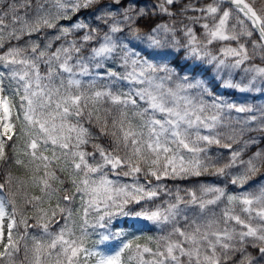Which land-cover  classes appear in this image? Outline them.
Here are the masks:
<instances>
[{
  "label": "snow or ice",
  "instance_id": "1",
  "mask_svg": "<svg viewBox=\"0 0 264 264\" xmlns=\"http://www.w3.org/2000/svg\"><path fill=\"white\" fill-rule=\"evenodd\" d=\"M177 2L0 0V264H264V186L237 195L204 183L174 190L160 183L216 176L242 188L264 176V148L243 158L264 143V105L216 95L194 74L207 64L222 87L264 94V67H242L264 60V0ZM88 9L91 22L60 24ZM157 13L185 16V39L175 22L143 32L138 21ZM215 42H224L219 54L209 48ZM236 70L247 83L233 79ZM253 132L259 140L244 139ZM102 138L109 147L92 143ZM13 165L28 178L8 171ZM58 173H67L71 187ZM29 183L40 195L25 190L18 206L11 189ZM53 197L55 206L43 208ZM143 222L161 234L144 244L122 239Z\"/></svg>",
  "mask_w": 264,
  "mask_h": 264
},
{
  "label": "trees",
  "instance_id": "2",
  "mask_svg": "<svg viewBox=\"0 0 264 264\" xmlns=\"http://www.w3.org/2000/svg\"><path fill=\"white\" fill-rule=\"evenodd\" d=\"M125 2H127V0H125ZM156 2V0H138V3L140 4V6H144L147 5L149 8H151V5L154 4ZM185 2H191L193 5L197 6V7H204L205 5L212 3L213 0H178L176 8H179L183 3ZM174 11L176 9H173ZM91 9L88 10H82L80 13L72 15V19L70 20H61L60 24L65 25V26H70L72 23H74L77 19H82V18H87L89 20V22L92 21V17L90 16L91 13ZM21 12H23V10H21ZM187 16H199L201 15V13L198 12H188L186 14ZM175 22V25L178 29V33H177V38L181 39L182 41L185 39V37L183 36V32L179 31L180 29H182L183 24L184 23H190V21H188L185 16H181V15H177L176 17H169L167 15H163V14H159L157 13L156 15H152L149 17H146L144 19H141L138 21V26L141 28V30L143 32H147L149 31L152 27H155L157 24H171ZM205 21H201V24L204 23ZM196 34L197 37L199 39H203L204 36V29L200 26V24H194L191 25ZM50 35L55 34V30H46ZM35 38V37H33ZM73 37H69V39H72ZM252 39H256V36L254 35L252 37ZM12 43H16L15 41H13ZM59 43V42H57ZM136 43L139 47H144L143 44H141L139 41L134 42ZM224 42H215L213 45H210L209 48L212 50L213 54H219V49L220 47L223 46ZM232 46H235V42H231ZM56 45H54L55 47ZM249 49L251 50V44H248ZM4 49H0V51H3ZM183 53L180 54V56H177L176 59L173 61V63L177 66L178 70L179 68H182L185 66V62L182 59ZM251 61V60H250ZM249 61V62H250ZM252 62H256V63H264L261 60H259V58H254L252 60ZM189 64H191L192 62L189 61ZM248 63H246L245 65H247ZM43 67V66H42ZM207 69V70H205ZM194 74H198V78L204 79L206 81L210 82V87L213 89V91L215 92L216 95L222 96L226 99L229 100H234L240 103H247L250 105H253L255 107H259L264 105V94H261L260 92H251V93H240L235 89H227L221 86V81L215 80L213 79L214 73L213 70L211 68V66H208L207 64H202L200 68L197 69V73ZM87 79V78H85ZM233 79L237 82H242V83H247V78H245L244 73L242 70H236L233 73ZM16 105H17V112H19V104H20V100L19 97H15L14 101H13ZM16 113H14L15 115ZM233 115H236L235 113H233ZM23 119L22 113H21V120ZM20 123L17 122V131L20 128ZM87 126V125H86ZM248 136H253L255 137L257 140L260 139V135L259 133H248L244 139H248ZM92 143H100L102 145H104L105 147H109V141L106 138H102L100 140H94ZM92 143L84 146L85 150L91 152L93 151L92 148ZM23 144L22 140L17 141V148H21ZM234 147H239V145H236ZM260 148H264V143H259L256 146H252L250 145L248 147V149H246V154L243 156L244 159L248 158V155H251L252 152L260 149ZM223 153V155L225 156V158L228 155V150L226 149H219L214 147L213 148V154L215 153ZM50 152H46L45 155H50ZM55 167V165H53ZM8 171H11L12 174L16 177H19L22 180H26L28 178L29 172L26 171L24 168H20L17 167L15 165H13L10 169H8ZM238 170L237 169H233L232 172L233 174H236ZM262 172H264V169L261 170ZM4 173L3 170H0V176H2ZM42 174V172H41ZM58 175L61 176L62 179H64L66 181V186L71 187V185L69 183H67V181L69 180V177L67 175V173H58ZM124 181L126 182H131V178H124ZM0 182H2V180H0ZM143 182V180H142ZM160 183L164 184L167 188L169 189H175V187L177 185H179L181 188H187V187H194L197 186L200 183H204V184H210V185H215L218 187H222L225 188L226 191L230 194H237L239 195L240 193L243 192H257L261 186H264V176H257L256 178H254L253 180H250L249 182H247L242 188L238 185H232L231 183H229L227 181L226 178L223 177H216V176H204V177H199V178H191L189 180H170V179H166V180H162ZM55 186L60 187L59 184H56ZM14 192H17V195L15 197L16 199V203L18 206H22L23 205V191H27V193L29 195H40L39 189L36 187H33L30 185H27L25 189L17 191L16 188L11 189ZM2 195H6V193H0V196ZM161 199H167V197H163ZM160 202V201H157ZM49 204H51L52 207L55 206L56 204V198L53 197L51 201H45L44 204L42 205L43 208L48 209L49 208ZM79 201L77 200V203L73 206L78 207ZM224 208V204H220L219 206H217L215 208V211L217 212V214H219L222 209ZM237 211H239V208L237 207ZM36 213L34 212V210L32 209H28L25 212V215L28 217H32L34 216ZM59 219V217H57ZM74 219L77 221V224L79 223V215L74 216ZM29 223H34L33 220H29ZM63 224V220H61V225ZM59 225H53L52 226V230L56 231L58 230ZM32 233H36L38 232L37 229H30L29 230ZM91 231V230H90ZM126 232L128 233V235H126L125 237H123V240H132L133 244H144L148 241L149 237H157L161 234L160 229L157 228L156 226L152 225L151 223L148 222H143V226L142 228H138V229H126ZM77 234L78 231H77ZM97 239L96 236H91L86 240V246L87 247H92L93 241ZM112 248L118 247L120 241L118 240H112V241H108L107 242ZM154 247V245H153ZM128 252H125V258L128 256Z\"/></svg>",
  "mask_w": 264,
  "mask_h": 264
},
{
  "label": "rangeland",
  "instance_id": "3",
  "mask_svg": "<svg viewBox=\"0 0 264 264\" xmlns=\"http://www.w3.org/2000/svg\"><path fill=\"white\" fill-rule=\"evenodd\" d=\"M260 5H259V3L257 4V7H259ZM242 15V14H241ZM257 58H259V56H257ZM259 60H261L260 58H259ZM262 62H264V60H261ZM248 64L247 65H244V66H242V67H248V66H250L251 64H256V65H259V66H261V67H264V63H256V62H252V60L250 61V62H247ZM123 180H124V178H122ZM142 182V181H141Z\"/></svg>",
  "mask_w": 264,
  "mask_h": 264
}]
</instances>
